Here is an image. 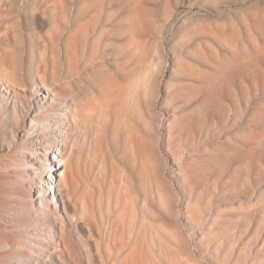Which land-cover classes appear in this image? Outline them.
Masks as SVG:
<instances>
[{"label": "rangeland", "instance_id": "obj_1", "mask_svg": "<svg viewBox=\"0 0 264 264\" xmlns=\"http://www.w3.org/2000/svg\"><path fill=\"white\" fill-rule=\"evenodd\" d=\"M62 85L90 109L53 141L67 194L17 215L50 167L13 141L37 102L14 91ZM2 114L0 241L53 240L0 243V263L264 264V0H0Z\"/></svg>", "mask_w": 264, "mask_h": 264}, {"label": "bare ground", "instance_id": "obj_2", "mask_svg": "<svg viewBox=\"0 0 264 264\" xmlns=\"http://www.w3.org/2000/svg\"><path fill=\"white\" fill-rule=\"evenodd\" d=\"M66 87L67 86L62 85L60 88L53 90L51 94L43 90H39L32 92L30 95H26L25 92L24 94H21L17 91H14L15 89L13 90L16 96L22 98L23 103L25 102L27 108L30 110L33 109L30 105L31 99L33 98L34 101L35 100L37 101L36 109L34 110L33 114L29 115L28 119L26 118L22 119V122H20L18 117L15 118L16 126H14V129L21 131L20 136H18L17 132H15V130L12 128V136L14 142H17L18 138H20L19 141L21 140L23 141V139L27 140V138L31 139L30 146L32 148V153L36 155V158L33 155H26L25 153H22V160L24 162L31 164L30 159H32L31 160L32 162H38L42 159H45L50 167L48 181L42 179L40 184H38L39 185L38 187L30 186L28 187V189L25 188L19 191L18 194H20L21 199L18 203L14 205L15 207H17V212H16L17 215H19L20 213L21 215H23L24 212H31L32 215L35 216V218L40 220L46 217L47 214L50 212V205L48 203L51 198L52 199L54 198L53 195L59 193L63 198L64 195L67 194V190H68L67 187L62 186L60 182H56L55 179H53L52 177L53 175L52 172L56 173L55 170L59 171L60 176L63 174L62 168L65 165L64 158H66L63 157L60 150L56 149L53 141L55 140V136L61 134L60 125L63 123V120H66L68 118V116H71L73 118L76 128L83 129L88 123V112L90 109L88 106V97L76 98L75 96L70 95L67 92L66 96H68V98L66 99L63 98L62 97L64 96L63 91L66 90L65 89ZM9 126L10 125L8 123V119L5 117V115L4 114L0 115V130H3ZM57 128L58 131L50 132L51 134L46 136L47 131ZM24 177L29 178L28 173H25ZM84 208L86 210L85 211L83 209L84 212L88 213V209L86 208L85 203H84ZM65 209L68 213H73V214L76 213L75 207L69 201L65 202ZM82 215L85 216L84 214ZM83 216L79 218V221L77 222L78 226L82 228L83 231L88 230L92 232L91 226L87 224V220ZM2 221H3V212H0V222ZM35 229L36 230L35 232H33V234H36V236H38L36 238V242L35 240L26 241L24 239H18V238H14V239L6 238L5 241H0V243H6L12 248L15 247L23 248L27 253H31V252L36 253L38 250L42 252L48 251L47 248L50 241H46L45 238H50L51 240H53V237H48V232H46L41 225L35 227Z\"/></svg>", "mask_w": 264, "mask_h": 264}]
</instances>
